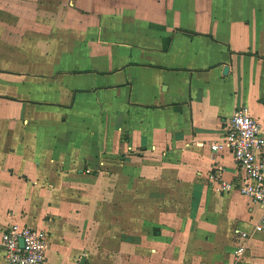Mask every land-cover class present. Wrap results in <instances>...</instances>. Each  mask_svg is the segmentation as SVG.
<instances>
[{
    "label": "crops",
    "instance_id": "0c3cea01",
    "mask_svg": "<svg viewBox=\"0 0 264 264\" xmlns=\"http://www.w3.org/2000/svg\"><path fill=\"white\" fill-rule=\"evenodd\" d=\"M240 106L264 123V0H0V237L40 225L46 264H235L241 228L238 264H264L233 154L196 145Z\"/></svg>",
    "mask_w": 264,
    "mask_h": 264
},
{
    "label": "built area",
    "instance_id": "2783aa9c",
    "mask_svg": "<svg viewBox=\"0 0 264 264\" xmlns=\"http://www.w3.org/2000/svg\"><path fill=\"white\" fill-rule=\"evenodd\" d=\"M196 145H209L212 151L227 150L233 154L239 174L233 180L223 181L222 190L237 189L259 203L262 210L254 231L264 233V123L247 106H240L223 121L219 138L199 140ZM251 235V231L235 229V264L248 250ZM49 237L45 228L13 223L1 234L0 251L9 264H46Z\"/></svg>",
    "mask_w": 264,
    "mask_h": 264
},
{
    "label": "water",
    "instance_id": "95a60500",
    "mask_svg": "<svg viewBox=\"0 0 264 264\" xmlns=\"http://www.w3.org/2000/svg\"><path fill=\"white\" fill-rule=\"evenodd\" d=\"M227 70H228V66H226V67H225V71H227ZM85 259H86V257H85V256H83V257H82V262H81L82 264H84V262H85Z\"/></svg>",
    "mask_w": 264,
    "mask_h": 264
},
{
    "label": "rangeland",
    "instance_id": "374dc122",
    "mask_svg": "<svg viewBox=\"0 0 264 264\" xmlns=\"http://www.w3.org/2000/svg\"><path fill=\"white\" fill-rule=\"evenodd\" d=\"M132 208H133V207H132ZM132 208H131V209H132ZM130 216H131V214H130ZM38 226L41 227L40 225H38ZM126 229H127V224H126Z\"/></svg>",
    "mask_w": 264,
    "mask_h": 264
}]
</instances>
